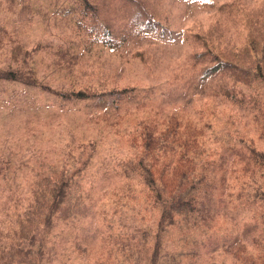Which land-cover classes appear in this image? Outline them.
Returning a JSON list of instances; mask_svg holds the SVG:
<instances>
[{"label":"rangeland","instance_id":"1","mask_svg":"<svg viewBox=\"0 0 264 264\" xmlns=\"http://www.w3.org/2000/svg\"><path fill=\"white\" fill-rule=\"evenodd\" d=\"M88 1L99 15L83 0H0V72L32 83L0 77V264L262 263L237 206L250 166L231 169L229 145L264 153V135L227 87L254 94L264 77V0ZM146 134L170 144L142 157ZM185 148L182 192L200 188L201 205L184 223L165 182ZM150 173L168 178L159 202ZM211 226L217 242H203Z\"/></svg>","mask_w":264,"mask_h":264},{"label":"trees","instance_id":"2","mask_svg":"<svg viewBox=\"0 0 264 264\" xmlns=\"http://www.w3.org/2000/svg\"><path fill=\"white\" fill-rule=\"evenodd\" d=\"M8 2H13L15 0H7ZM20 2H29L30 0H19ZM84 5L89 6V8L95 12L97 15H99V11L97 7L89 2L88 0H83ZM22 11V10H21ZM104 19H101V22H104ZM147 23V21H146ZM145 23V24H146ZM158 27V26H156ZM106 29L110 30L111 25L106 23ZM112 35L110 33H105L102 34L100 37V40L106 43H109L111 41ZM17 70V69H16ZM256 70V68H254ZM0 77L5 78V79H14L16 81H20L26 85H32L30 82V76L26 75L23 79L22 76L17 77L15 75L14 68H11L8 70L7 74H2L0 72ZM23 80V81H22ZM252 80V86L254 88V94L253 93H247L246 88L244 85L248 86L246 83L242 82L239 79H231L230 85H228V91H227V96L231 99L232 102L234 103H240V104H247L248 108L252 111V117L254 118V121L258 120L260 123V134L263 136L264 135V77L262 74L257 72L256 76H253ZM238 82V83H237ZM236 83L240 84L243 86L241 91L237 94L236 90ZM73 98H80V99H86L89 101H95L90 99L91 97L88 95H85L79 91L74 93ZM106 105H111V106H117V103L113 102V99H107L105 102ZM147 127L142 124V130L146 129ZM143 133H150L149 131H145ZM165 133H167V129L165 130ZM164 133V134H165ZM162 134H159L160 137ZM153 144V137L151 134H146L145 136V142L144 146H141L140 149V155H143L144 157L147 154H152L154 155V149H165L167 146L170 144L167 139L162 141L161 146H155L152 147ZM186 153L182 151L183 155H181L180 159L181 162L178 163V165L174 166V173L171 176L169 180L165 182L167 187H172L174 188L173 196L171 197V205L172 208L176 211L177 219L183 221L184 223L187 222V215L189 214L190 210L197 212L199 214V208L201 203L199 202L201 198L198 197L200 192V188L195 191V193H189L188 191L182 192L181 188V182L182 178L180 175V170L183 167L188 166V164L191 163L192 159L194 158L193 153L194 151L189 150L188 148H185ZM229 151L231 152V169L236 168V163L241 161V168L240 170L247 169V167L250 166V169L248 171V176L249 179L245 185L242 184H236L237 190L238 191V200L239 203L237 206L243 210L248 209L249 212H251L250 218L247 217L244 223H241V230L245 228L246 231L249 229H253L258 231L257 236L252 240V243L256 246L258 250V255H261L263 257V261L260 264H264V153L258 152L255 149H253L252 146L248 145L245 141L238 139L237 146L235 148V145L231 143L229 145ZM148 152V153H147ZM159 157V154H157ZM142 157L137 161L138 166L145 172L148 173L150 170L155 169L154 165H151L149 163H145L142 159ZM164 166L168 168V164L164 163ZM215 162H212V168H214ZM214 169L213 171H215ZM166 180L168 178H163V177H156L152 173H150V180H151V185L158 187L157 189V196L154 197L157 202H159V198L162 194V191L160 190L159 186L156 183L157 181L160 180ZM72 179H65L66 182L70 183ZM204 181L202 180L201 177L196 176L192 181V189H195L197 185L204 184ZM203 186H206L205 184ZM236 186L233 188L234 190L236 189ZM209 187L211 189H214L212 187L211 181H209ZM161 201H163V198H161ZM197 206V207H196ZM208 216H213L212 213H210V209H206L205 211V218H208ZM195 219H197V216H194ZM202 218V217H201ZM164 219H166L168 222L174 221L172 212H168L167 214L164 215ZM199 220V219H198ZM215 223V222H214ZM209 225V224H208ZM211 228L208 229L207 234H205L203 242L206 240L212 239V243H216L218 239V234L217 232L211 233ZM210 232V233H209ZM240 244V239L236 240V243H232V248L234 247H239L238 245ZM193 256V255H192ZM179 257V262L176 264H183L181 262V255H178ZM132 264H137L141 260L140 255H132ZM238 264H245V261H249L252 258H244L243 261L242 259L239 260L236 257ZM247 259V260H246ZM261 260V259H260ZM251 264H255L252 262Z\"/></svg>","mask_w":264,"mask_h":264}]
</instances>
